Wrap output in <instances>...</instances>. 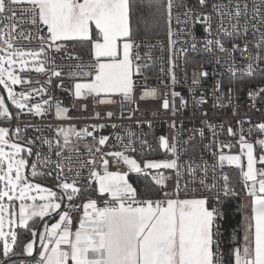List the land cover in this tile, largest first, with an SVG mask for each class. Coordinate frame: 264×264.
I'll list each match as a JSON object with an SVG mask.
<instances>
[{
	"label": "snow or ice",
	"instance_id": "snow-or-ice-1",
	"mask_svg": "<svg viewBox=\"0 0 264 264\" xmlns=\"http://www.w3.org/2000/svg\"><path fill=\"white\" fill-rule=\"evenodd\" d=\"M12 4L27 3L31 7L22 10V14L31 15V23H40L47 27V36L41 35L39 39L42 43L47 42L49 49L60 51L64 41L88 42L90 44V53L94 59V65L90 70L84 72L79 66L71 70L70 76L83 75L88 77L85 80H76L73 84V94L77 99L91 97L93 103L113 104V96L122 97V101H128L136 106L135 90L138 86L134 76H140L142 79L139 86L143 88L140 94V100H155L160 97V91L157 87H149L147 76L142 72V66L139 63L140 57L134 58L135 42L132 38L130 28L131 0H10ZM200 7L207 6V0H198ZM264 4V0H261ZM173 0H168V19L171 21V9ZM224 4H213L212 12L220 16V24L217 25V38L215 40L206 39L205 46L211 50V46L220 52H229L228 59H232L231 50L226 49L220 38V33L230 35L228 28L224 26L223 20L226 17L229 21L235 19L237 22L241 17V6L237 3L231 11H224L227 8ZM247 6L245 5V10ZM5 0H0V14L6 11ZM185 19L192 18L195 21H202L206 27L205 33H211L210 14L197 12L195 9H188L185 12ZM16 12L13 11L11 19L14 21ZM7 19V17L5 18ZM179 21V16L177 17ZM18 25L11 24L12 32ZM94 26V28H93ZM9 25L0 23V42L3 47V55H0V85H3L7 92V99L11 101L20 112L25 108L36 115L43 114L46 109L43 105H48L52 99L44 100L42 103L28 105L30 93L41 94L46 90L41 88L30 89L29 93H17L13 90V85L31 83L26 80L19 72H24L29 67L37 73L46 72V61L40 59L45 55V48L39 50L24 51L12 50L14 48L12 40L15 36L6 35L5 29ZM238 23L230 24L233 31L239 29ZM253 27H255L253 25ZM93 31L95 38H93ZM183 31V29H181ZM247 31V24L244 26ZM174 33L169 23L168 45L169 52L174 51L176 41ZM264 35V34H262ZM27 38V37H25ZM194 38V37H193ZM239 46L232 45V50ZM195 50V45H193ZM247 50V44L242 51ZM181 54L187 49L180 50ZM31 58L29 60L28 58ZM264 59V57H257ZM78 59V57H77ZM252 57L249 56V60ZM219 62V58H217ZM146 67V66H143ZM229 71L235 76L238 69L235 64H229ZM253 70L252 63H249L244 73L251 74ZM163 71V69H161ZM168 75L171 83H177L174 72V61L169 56ZM62 75L60 70L53 69L51 77L59 78ZM207 72H200L199 76H207ZM196 77L197 73H193ZM48 83H51L49 79ZM193 84H198L199 79L194 78ZM63 87V82L56 85ZM220 82H216V88L219 90ZM191 91V89L189 90ZM231 91V89H229ZM264 94V88L256 92H249L250 97ZM173 99L170 102L167 93L164 94L161 107L164 110L171 109L175 115L177 107L175 98L180 94L172 91ZM121 101V102H122ZM201 97L196 103H204ZM186 106L183 97L180 98V107ZM68 109L61 106L59 101L56 102L55 115L57 118L65 117ZM155 114V113H154ZM19 115V113H17ZM99 117L100 113H95ZM106 115L111 118L113 113L107 112ZM0 117L10 118L11 113L5 104V98L0 96ZM151 125V121H147ZM173 128L176 127L175 120L172 121ZM93 131L97 128H104V124L92 125ZM116 127V125H113ZM211 127V125H209ZM259 130L264 131V123L258 125ZM19 132V129H17ZM229 135H234L232 128L228 129ZM77 138L93 137L96 145L89 146L87 151L90 153H101V146L106 145L108 136H100L98 140L93 136L92 131L87 128L77 131L75 127L60 128L58 130L56 147L60 150L55 151L56 157H61L65 149L78 151L76 147H70L71 137ZM60 137L63 138V144H60ZM119 139V137H117ZM177 136L174 135L170 143L168 138L161 135L159 144L161 148L170 153L174 158L162 160H145L143 167L134 158L125 155V151L106 152L100 155V163L104 167L101 172L92 167L89 172V186L95 181L96 191L101 195H106L104 206H98L96 199H87L82 204L71 203L74 199L79 198L81 188L78 186L79 181L75 178L68 182L63 178L65 171L63 164L71 165V157L65 160L57 159L50 161L49 157H44V163H54L55 179L59 182L57 187L61 193L45 188L39 183H32L24 174L26 165L29 160L22 155L27 151L32 153L31 148L25 149L20 143L12 142L9 139V129L0 127V242L3 245V255L8 256L13 251V245L17 243V228L30 229V221L34 217L43 219L51 213H57L59 219L50 226L45 225L44 231L37 233L31 231L33 240L24 244L23 249L29 255L33 252L34 240L39 236L40 248L39 258L35 264H222V254H218L219 241L215 237L219 235L215 221L217 219V210L208 207L209 197L196 199H180L178 195L175 198L169 197L164 193L163 199H137L136 189L129 183L127 173L119 171H109V160L107 157H115L122 160L131 171L140 173L147 169H171L175 170L177 181H179L180 167L178 153L180 148L177 143ZM44 144L50 141L45 139ZM27 143H32L28 141ZM146 143V142H145ZM256 144L264 147V139L256 141ZM225 147H230L225 145ZM240 148L243 155L247 158L246 170L241 169L244 190L247 196L251 198V217L247 225L242 247L233 249V264H264V154L257 158L254 155L253 143L247 142L243 135L240 136ZM40 157V154H36ZM97 157L95 154L85 162L87 165H95ZM221 163L227 161L229 164H240V155H223L219 157ZM261 167H257V164ZM33 169L31 175L37 176V163L32 162ZM185 170L192 181L196 180L195 169L190 161L185 162ZM207 165H205V170ZM73 171L71 167L67 169ZM77 176L81 175L79 169H76ZM47 175L52 176L50 171ZM206 175L199 177L198 182L204 185V190L215 192L217 185L215 176L212 183H206ZM168 179L163 174L153 180L157 185H165ZM222 188L225 197L237 196V193L228 184V177L225 175ZM189 181V182H192ZM180 191L177 182V193ZM33 193H36L35 195ZM63 197H67L68 204L62 209ZM39 201V202H37ZM219 202V194H217ZM18 208H17V203ZM30 202V203H29ZM82 215L79 217L78 226L73 230L75 221L71 215L73 209H81ZM59 210V211H58ZM214 247L217 251H214Z\"/></svg>",
	"mask_w": 264,
	"mask_h": 264
},
{
	"label": "built area",
	"instance_id": "built-area-1",
	"mask_svg": "<svg viewBox=\"0 0 264 264\" xmlns=\"http://www.w3.org/2000/svg\"><path fill=\"white\" fill-rule=\"evenodd\" d=\"M6 11L0 14V23L9 25L5 29L6 35L11 34L15 39L11 42L14 48L11 50H39L45 48V55L40 57L46 61V72L37 73L31 67L24 72H19L26 80L31 83H23L16 85L19 92L29 93L30 89L43 87L46 91L41 94L30 93L29 99L26 102L28 105L42 103L44 100H49L48 105H43L46 111L41 115H36L34 112L24 110L14 111V116L3 118L0 120V127L12 129L13 137L15 134L23 138V142L32 141V162L37 163L36 171L39 173L35 177L42 180L48 178L53 181L51 185L57 187L59 183L55 179L54 163H44V157H49L51 162L57 159L65 160L71 157L73 163L68 165L63 164L65 169L63 178L71 182L73 178L79 181L78 186L81 188L79 198L74 199L71 203L80 205L87 199H96L98 206L103 207L104 202L108 197L101 195L96 191L95 181L93 180L89 186V172L92 167H96L101 174L104 172V167L100 163V155L106 152L125 151V155L134 158L143 167L145 160H162L174 158L170 153L161 148L159 137L161 135L168 138L172 142L174 135L177 136L178 147L181 149L178 153L180 167V177L177 181L175 170L171 169H147L140 173L131 171L122 160H117L115 157H107L109 160V171H119L127 173V179L133 186L130 177H145L153 187L154 193L151 195L141 194L137 190V199H163L164 193L167 192L169 197L175 198L177 195L180 199H196L209 197L208 207L217 210V219L215 225L219 235L215 237L219 241L218 254H222V264H225V240H224V195L220 190L223 185V176L229 178V173L237 169L240 175V180L243 184L241 169L246 170V160L242 152L238 151L240 145V136L243 135L247 142L253 143L258 152L264 154V147L256 144V141L264 139V131L259 130L258 125L264 123V94L254 97L249 96V92H256L260 88H264V83L250 86L245 92L235 94L229 91L230 88L223 86V78L232 77H249L256 73H264V4L261 0H207L206 7H200L198 0H173L171 9V21L168 19V9L166 6L167 26L164 37L161 38H140L133 40L136 44L134 48V58L139 56V61H135L142 66L144 76L149 78L148 86L157 87L160 91V97L155 100L147 101L140 100V94L143 88L139 86L142 79L140 76H134L137 81L135 90V100L138 102V110L135 105L128 101H122V97L113 96L112 99L117 101L113 104L93 103L92 98L77 99L73 94V84L76 80H85L88 77L83 75L70 76L71 70L79 66L84 72L90 70V66L94 65L95 61L92 56H82L76 47L75 41H64V47L60 51L49 49L48 43H42L39 37L47 36V28L40 23H31V15L22 14L23 9L30 8L27 3L12 4L10 0H5ZM239 3L241 6V17L237 22L235 19L229 21L226 17L223 20L224 26L228 28L230 35L220 33V38L226 49L231 50L232 59H228L229 52H220L211 46L208 50L205 46L206 39L215 40L217 38V25L220 24V16L212 12L213 4H224L228 7L224 11H231L234 6ZM245 5L247 6L245 10ZM188 9H195L197 12L210 14L211 33H205L206 25L202 21H195L192 18L185 19V12ZM13 11L16 12L15 20L11 19ZM179 16V21L177 17ZM7 17V19H5ZM15 22L18 26L12 32L11 24ZM169 23L174 33L176 41L174 51L169 52L168 45V29ZM238 23L239 29L233 31L230 24ZM247 24V31H244V26ZM253 25L255 27H253ZM183 29V31H181ZM27 37V38H25ZM194 37V38H193ZM2 43V42H1ZM237 44L239 47L232 50V45ZM247 44V50L242 51ZM195 45V50H193ZM182 49H187L181 54ZM187 53H199L197 58V70L195 68L187 73L185 64ZM171 55L174 61V72L177 83L173 85L168 75L169 56ZM249 56L252 57L249 60ZM78 57V59H77ZM219 58V62H217ZM234 63L238 71L235 76L229 71V64ZM252 63L253 70L251 74L243 72V69ZM146 66V67H143ZM53 69L60 70L62 75L51 77ZM163 69V71H161ZM207 72L208 75L200 77V72ZM197 73L194 77L193 73ZM199 79L198 84H193V79ZM51 79V83H48ZM220 82L219 90L216 88V82ZM63 82V87L56 85ZM191 89V91H189ZM172 91L178 92L180 95L175 98L177 107L176 114L173 115L171 109L164 110L161 107L164 94L167 93V98L171 102L173 97ZM183 97L186 101V106L180 107V98ZM203 98L204 103H196L197 100ZM59 101L62 107L68 109L65 117L57 118L55 115L56 102ZM122 101V102H121ZM111 111L112 117L109 118L106 113ZM100 113L99 117L95 113ZM19 113V115H17ZM155 113V114H154ZM175 120L176 127L173 128L172 121ZM151 121V125L146 123ZM104 124V128H97L95 131L92 125ZM116 125V127H113ZM211 125V127H209ZM75 127L77 131L87 128L93 132L96 140L100 136H108L109 139L106 145L101 146V153H90L87 151L89 146H95L96 141L93 137L77 138L72 136L70 147L78 148V151H70L65 149L61 157L55 156L58 130L60 128ZM232 128L234 135H229L228 129ZM19 129V132H17ZM119 137V139L117 138ZM10 139V138H9ZM49 140L51 143L44 144L43 140ZM146 142V143H145ZM60 144H63V138L60 137ZM229 145L230 147H225ZM37 153L40 157H37ZM95 154L97 157L95 165H87L82 163L91 158ZM240 155V166L229 164L227 161L220 162V155ZM29 156V154H28ZM27 156V157H28ZM190 161L195 171L196 180L192 181V177L185 170V162ZM205 165L207 169L205 170ZM71 167L73 171L67 169ZM76 169L81 172L77 176ZM33 169L30 166V174ZM53 175H47L48 172ZM163 174L166 179L165 185H157L153 177L157 179ZM206 175V183H215L217 189L215 192L204 190V185L198 182V178ZM192 181V182H189ZM177 182L179 183L180 191L177 193ZM57 183V184H56ZM135 188V186H133ZM61 193V192H60ZM59 193V194H60ZM219 194V202L217 201ZM67 197H63V205L68 204ZM75 224L73 230L79 223V217L82 215L81 209H73L71 212ZM50 225L59 219V216L51 218ZM214 251H217L214 247ZM25 260L23 264H27Z\"/></svg>",
	"mask_w": 264,
	"mask_h": 264
},
{
	"label": "trees",
	"instance_id": "trees-1",
	"mask_svg": "<svg viewBox=\"0 0 264 264\" xmlns=\"http://www.w3.org/2000/svg\"><path fill=\"white\" fill-rule=\"evenodd\" d=\"M131 16H130V28L132 32V38H161L165 36L167 17H166V6L167 0H131ZM94 32V31H93ZM95 34V32H94ZM76 47L82 56H90V44L88 42H78L75 41ZM187 60L185 64V70L190 73L191 70L195 68L197 70V58L199 53H187ZM264 83V73H256L249 77H232L223 78V86L225 88H230L235 94L245 92L250 86ZM20 140H23L21 136ZM38 179H41L37 177ZM133 182L135 189L146 195H151L154 193L153 187L145 177H130ZM45 180L51 182L53 181L45 178ZM228 184L233 188L239 195L237 196H224V240H225V264H233V249L239 244V234L242 222V199L246 196L244 186L240 180V175L237 169L232 170L229 173ZM39 218H33L29 223L31 225L30 229H24L18 227L17 243L13 245V251L8 256H4L1 253L0 264L7 258L11 256H21L25 254L23 246L31 238V231L35 230ZM52 219L48 221L51 222ZM38 253H36L34 258H16L15 260L9 261L6 264H23L25 260L29 264H35L38 259Z\"/></svg>",
	"mask_w": 264,
	"mask_h": 264
},
{
	"label": "water",
	"instance_id": "water-1",
	"mask_svg": "<svg viewBox=\"0 0 264 264\" xmlns=\"http://www.w3.org/2000/svg\"><path fill=\"white\" fill-rule=\"evenodd\" d=\"M0 95L5 98V104H6V106L10 110L11 117L14 116V111H13L12 107L10 106V104H9V102H8V100H7V98H6L5 94H4V91L1 88V86H0ZM9 138L14 141V137H13L12 129L11 128L9 129ZM23 144L25 145L26 148H31L32 149V146H31L30 143H25L24 142ZM32 157L33 156H32V153H31V155H29L28 158H27L29 160V164L26 165V171H25L26 175L29 176V177H31V180L32 181H34L36 183H39V184H41L43 186H46L47 188H50V189H52L55 192L60 193L61 190H59L56 186L51 185L46 180H42V179H38L37 177H33L30 174L29 170H30V166H31V163H32ZM62 205H63V203H62ZM56 215H57V213L54 212V213H51L50 215L44 217L43 219H40L39 222H38V225H37V227L35 229V231L37 233L42 232V230L44 229L45 225H47L48 221L51 218L55 217ZM39 248H40V239H39V236L37 235V237L34 240V247H33V252H32L31 255H28V254L25 253V254H23L21 256H11V257L5 259L1 264H6L7 262L12 261V260H15L16 258H34L35 255H36V253L38 252ZM235 248H237V247H235Z\"/></svg>",
	"mask_w": 264,
	"mask_h": 264
},
{
	"label": "rangeland",
	"instance_id": "rangeland-1",
	"mask_svg": "<svg viewBox=\"0 0 264 264\" xmlns=\"http://www.w3.org/2000/svg\"><path fill=\"white\" fill-rule=\"evenodd\" d=\"M167 2H168V0H167ZM2 47H3V45H2V43L0 42V48H2ZM10 51H12V50H10ZM3 54H4L3 51H0V55H3ZM28 59L31 60L30 57H29ZM0 86H1V88L3 89L4 94H5L6 98H7V92L4 90L3 85H0ZM12 87H13V90H14L15 92L20 93V92L18 91V89L16 88V85H13ZM0 96H1V95H0ZM7 100H8V99H7ZM8 102H9V104H10L11 107L15 108L16 110H19V109H17L14 105L11 104V101L8 100ZM33 105H35V104H33ZM30 106H31V105H30ZM24 110H28V109L25 108ZM2 119H3V117H0V120H2ZM10 140H11V139H10ZM11 141H12V142H16V143H20L21 145L24 146L25 149H27V148L25 147V145L23 144L24 142L21 141V140L19 139V137L17 136V133L15 134L14 141H13V140H11ZM249 143H251V142H249ZM238 151L241 152L240 145H239V147H238ZM22 155H24V156L27 158V156H28L27 151L23 152ZM26 155H27V156H26ZM254 155H255L257 158L259 157V155H261V152H258L257 149H256L255 147H254ZM244 156H245V155H244ZM245 160H246V168H247V158H246V156H245ZM240 163H241V162H240ZM236 165L240 166V164H236ZM257 167H261V165L258 163V164H257ZM25 171H26V167H25V169H24V174H25V176H26V177H27L32 183H36V182H34V181L31 180V177H29V176L26 175ZM126 178H127V177H126ZM56 184H57V183H56ZM42 186H43V185H42ZM43 187L47 188L46 186H43ZM57 188H58L59 190H61L59 187H57ZM33 194L35 195L36 193H33ZM248 201H250L249 196L244 197V199H243L244 206H247V202H248ZM37 202H39V201H37ZM16 203H17V208H18V204H19V202H16ZM29 203H30V202H29Z\"/></svg>",
	"mask_w": 264,
	"mask_h": 264
},
{
	"label": "crops",
	"instance_id": "crops-1",
	"mask_svg": "<svg viewBox=\"0 0 264 264\" xmlns=\"http://www.w3.org/2000/svg\"><path fill=\"white\" fill-rule=\"evenodd\" d=\"M46 27V26H45ZM47 28V27H46ZM94 28V26H93ZM93 38H95V34L93 32ZM62 43V42H61ZM27 156V155H26ZM28 158V157H27ZM58 193V192H57ZM59 194V193H58ZM247 196V195H246ZM245 196V197H246ZM250 198V197H249ZM244 199V198H243ZM243 199H242V222H241V229H240V234H239V244L237 245V247H242L243 244H244V236H245V233H246V229H247V225L248 223L250 222V217H251V198H250V201L247 202V206H244V203H243ZM34 218H37V217H34ZM39 218V217H38ZM41 219V218H39ZM48 226H50V223H47ZM44 231V229L42 230V232ZM30 240H33V237L30 239ZM29 240V241H30ZM28 241V242H29ZM33 247H34V244H33ZM25 252V251H24ZM1 253H3V245H2V242H0V259H1ZM26 253V252H25ZM28 254V253H26ZM29 255V254H28ZM38 258H39V253H38ZM234 260V258H233ZM29 264V263H27Z\"/></svg>",
	"mask_w": 264,
	"mask_h": 264
}]
</instances>
